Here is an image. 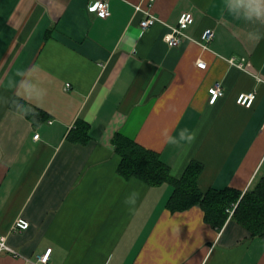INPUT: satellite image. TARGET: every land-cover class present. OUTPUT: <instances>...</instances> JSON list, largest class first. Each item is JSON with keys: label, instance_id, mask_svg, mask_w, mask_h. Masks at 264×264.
I'll list each match as a JSON object with an SVG mask.
<instances>
[{"label": "crops", "instance_id": "crops-1", "mask_svg": "<svg viewBox=\"0 0 264 264\" xmlns=\"http://www.w3.org/2000/svg\"><path fill=\"white\" fill-rule=\"evenodd\" d=\"M93 1L0 0V264H42L48 249L47 264H264V238L235 219L218 230L200 206L168 209L169 183L121 175L114 142L123 135L159 153L177 180L199 162L202 192L257 185L264 24L230 15L225 0H110L105 19L89 11ZM140 4L159 20L147 30ZM185 12L194 23L171 47L164 37ZM208 28L215 38L203 48ZM23 82L44 97L30 98ZM216 84L223 95L212 104ZM252 92L251 107L237 103ZM184 129L197 134L190 146L166 142Z\"/></svg>", "mask_w": 264, "mask_h": 264}, {"label": "trees", "instance_id": "trees-1", "mask_svg": "<svg viewBox=\"0 0 264 264\" xmlns=\"http://www.w3.org/2000/svg\"><path fill=\"white\" fill-rule=\"evenodd\" d=\"M114 142L122 158L119 173L125 178L134 177L151 186L165 183L173 186L172 196L167 203L172 212L200 206L205 213V221L214 228L221 230L231 218L242 224L252 236L264 238V178L244 194L234 188L202 192L198 179L203 166L199 162H191L183 177L177 180L171 176L170 167L162 161L159 153L123 135H117ZM235 204L238 206L230 216L229 210Z\"/></svg>", "mask_w": 264, "mask_h": 264}, {"label": "built area", "instance_id": "built-area-1", "mask_svg": "<svg viewBox=\"0 0 264 264\" xmlns=\"http://www.w3.org/2000/svg\"><path fill=\"white\" fill-rule=\"evenodd\" d=\"M109 2L110 0H94L92 3L89 4V11L95 13L100 18H108L110 16V9H109ZM154 0H148V4L152 6ZM136 12H142L145 14V18L141 21L140 27L142 30H147L155 25L159 20L158 18L152 14L149 9L146 10L143 6L137 5ZM194 23V16L191 12L183 13L178 21V25L171 29V32L165 35L164 39L171 47H177L180 43L185 39V30ZM215 38V31L211 28H208L203 31L200 38V43L203 48H208L209 44ZM231 63H234V60H230ZM197 66L202 69H206L207 64L204 61H199ZM239 67H243V64H239ZM210 93V103L214 104L222 95L223 89L219 84H216L209 90ZM256 99L255 92L252 93H243L240 94L237 103L245 106L247 108L251 107ZM39 138V134L35 135V139ZM237 204L233 206L231 210H229L230 216H232L237 208ZM15 227L18 229H27L29 227V223L25 220H18L15 224ZM8 249L6 246V237L0 236V250ZM52 249H48L45 254H43L39 261L42 264H47Z\"/></svg>", "mask_w": 264, "mask_h": 264}, {"label": "clouds", "instance_id": "clouds-1", "mask_svg": "<svg viewBox=\"0 0 264 264\" xmlns=\"http://www.w3.org/2000/svg\"><path fill=\"white\" fill-rule=\"evenodd\" d=\"M225 9L230 15L238 19H243L248 23L264 24V0H225ZM248 38L252 41H259L261 39V34L256 31H250L248 33ZM18 75L24 74L18 73ZM23 83L25 92L30 98L42 99L44 97L45 90L43 88L30 82ZM17 111L25 115L31 113V109L24 105H19ZM165 135L166 142L169 144L176 145L184 142L190 146L195 142L197 134L195 131L184 129L180 132L178 138L167 136V134ZM136 196L137 194L133 192L124 199V204L127 205L130 210L135 206Z\"/></svg>", "mask_w": 264, "mask_h": 264}]
</instances>
